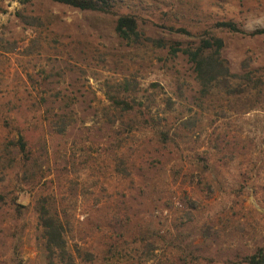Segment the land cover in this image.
Here are the masks:
<instances>
[{"label": "rangeland", "instance_id": "rangeland-1", "mask_svg": "<svg viewBox=\"0 0 264 264\" xmlns=\"http://www.w3.org/2000/svg\"><path fill=\"white\" fill-rule=\"evenodd\" d=\"M262 27L264 0H0V264H48L47 217L74 264H247L264 248ZM210 35L206 77L221 62L234 81L204 92L170 47Z\"/></svg>", "mask_w": 264, "mask_h": 264}, {"label": "trees", "instance_id": "trees-1", "mask_svg": "<svg viewBox=\"0 0 264 264\" xmlns=\"http://www.w3.org/2000/svg\"><path fill=\"white\" fill-rule=\"evenodd\" d=\"M20 3H27L31 0H16ZM52 2L67 5L82 11H95L101 13H111L120 0H51ZM222 30L245 34L239 30L235 24L232 22H219L216 25ZM116 33L118 36L125 41H136L139 38L137 32V20L134 16L131 15H122L119 16L116 20ZM249 36H264V27L257 29L249 34ZM223 47V41L213 35L208 36L207 38H202L194 49H180L179 47H170V53L172 55L181 52L186 55L188 61L192 64L194 72L196 73L197 79L199 80L202 91L207 92L212 88V81L218 80L222 81V86L224 89H228L231 86V83L234 80H230L228 77L227 68L222 65L220 62L218 67H221L223 72L214 77L213 79H208L206 76L205 66L208 64V60H213L215 63L219 61V52ZM224 74L223 76H221ZM207 78V79H206ZM249 82V81H247ZM261 86H264V82L261 83ZM229 92L228 94H230ZM44 223V236H45V245L44 249L47 252L46 259L48 264H74L73 257L70 255L64 234L63 227L60 221L53 219V217H47L42 220ZM247 264H264V248L258 249L253 255H250L245 258Z\"/></svg>", "mask_w": 264, "mask_h": 264}]
</instances>
